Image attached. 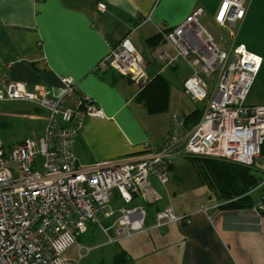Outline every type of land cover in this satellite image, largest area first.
<instances>
[{
  "label": "built area",
  "instance_id": "1",
  "mask_svg": "<svg viewBox=\"0 0 264 264\" xmlns=\"http://www.w3.org/2000/svg\"><path fill=\"white\" fill-rule=\"evenodd\" d=\"M97 9L104 11L105 5L99 3ZM245 14L246 0H223L214 24L227 30ZM203 15L197 8L177 27L160 30L168 50L155 47L154 53L166 65L177 59L185 62L191 75L183 82L184 92L197 103L208 102L199 122L183 135L179 134L182 119L173 117L169 136L156 145L147 144L144 156L86 167L78 163L73 143L84 120L103 118L104 113L84 94H78V102L72 105L77 89L71 78H61L63 91L56 99L19 83L0 89V102H27L46 112L43 132L35 143L24 140L10 149L0 144V264H79L85 257L81 251L88 254L91 248L79 247L77 261L65 253L90 224L99 225L108 237L106 244L146 232V210L130 204L150 178L162 186L168 183L174 156L213 157L246 167L260 160L264 105L246 102L261 58L243 45L219 41L200 24ZM149 20L147 16L142 23ZM108 70L139 88L149 79L128 36L95 67L97 74ZM115 197L124 206L114 207ZM102 221L111 223L104 228ZM154 221L152 229L188 223L170 205L157 211ZM110 230L114 237L108 235Z\"/></svg>",
  "mask_w": 264,
  "mask_h": 264
},
{
  "label": "crops",
  "instance_id": "2",
  "mask_svg": "<svg viewBox=\"0 0 264 264\" xmlns=\"http://www.w3.org/2000/svg\"><path fill=\"white\" fill-rule=\"evenodd\" d=\"M222 1L0 0V89L9 83H19L37 94L56 99L63 91L61 78H71L77 89L72 105L78 102V94H84L104 113L103 118L84 120L73 143L78 163L86 167L144 156L147 144L156 145L167 137L171 119L176 117L172 109L179 104L184 95L183 82L191 75L180 59L172 65L157 60L155 47L163 48L166 44L159 41L152 47L148 40L159 36L160 30L177 27L197 8L204 12L201 18H208L214 24ZM99 3L105 5L104 11L97 9ZM147 16L150 20L142 23ZM227 29L233 32L226 42L243 45L261 58L247 104L264 105V0H246L244 19ZM126 36L142 57L148 78L161 75L169 84L168 108L163 113L149 114L137 100L139 86L127 77L112 70L103 74L95 72L98 62ZM10 103L0 102L6 105V112L11 111ZM204 107L200 109L202 112ZM36 108L32 111L38 116L33 112L20 113L23 117L29 115L30 119L39 118V138L46 112L41 109L36 112ZM194 110L185 109L181 119ZM154 183L159 185L150 178L130 204V207H143L147 213L148 230L140 237L148 235L150 244L141 245L142 253L146 251L149 257L162 261L161 264H264V218L257 210L261 204L257 209L189 213L197 206L213 204L206 194L193 208L177 207L178 215L187 217L188 223L152 229L154 214L167 206L170 198L168 192L165 198L159 195ZM173 195L175 198L176 193ZM116 197L112 202L114 207L118 203ZM158 250L174 253L165 260L162 255L156 256Z\"/></svg>",
  "mask_w": 264,
  "mask_h": 264
},
{
  "label": "rangeland",
  "instance_id": "3",
  "mask_svg": "<svg viewBox=\"0 0 264 264\" xmlns=\"http://www.w3.org/2000/svg\"><path fill=\"white\" fill-rule=\"evenodd\" d=\"M200 24L208 30L212 35L216 36L219 41L224 42L227 40V36L231 35L233 32L231 30H220L218 29L210 19L208 18H200ZM163 49L168 50V47L163 45ZM186 72L189 74V69H186ZM207 84H210L208 78H204ZM184 92V90H183ZM210 95L208 96V99ZM208 101L204 103H197L192 100L185 92L184 95H181L179 104L175 106L172 111L174 116L181 118L183 111L186 109H203L204 105ZM247 103V102H246ZM249 105V104H248ZM11 111L6 112V105L0 104V122L4 123L0 126V144L4 146H8L9 144H17L21 141L27 140L35 143L40 130L41 123L39 122V118L30 119L28 116H21L22 113H31L34 105L26 102H12L10 103ZM177 107V108H176ZM14 112H17L20 116H17ZM41 113H45L42 111ZM33 114L37 113L33 112ZM42 129V128H41ZM41 132V131H40ZM250 172L255 176L257 181V187L251 192V199L255 205L261 204V193L264 192V157H261L259 161H256L254 165L250 166ZM169 181L165 186H160L154 183V189L157 193L163 194L165 198L166 192H168L170 198L168 205H170L175 214L178 215L177 207L180 208H193L198 201L204 196L208 195L210 199V203L213 204H203L201 206H197L196 210H192L189 213H194L201 208L206 209L205 212H201L203 214H208L211 209H214L218 202L217 198L213 191H211L206 185L201 183L200 178L195 173L194 168L192 166L189 158L184 156H174L172 158V168L168 173ZM164 187V188H163ZM173 193H176V197H174ZM207 198V199H208ZM215 202V203H214ZM199 205V204H198ZM124 206L122 203L118 202L117 207ZM264 211V210H263ZM210 214V213H209ZM179 216V215H178ZM102 226L107 228L110 225V221H102ZM108 235L110 237H114L113 230H110ZM141 234H137L132 236L131 238H125L118 240L117 243L106 244L108 237L104 234L103 230L97 224L88 225L87 232L81 237L77 238V243L74 244L66 253V257L70 258L74 261L78 259V248L86 247L91 248L92 251L86 254L85 250L81 251V254H84L85 257L79 262V264H112L113 257L116 253L121 250L131 251L129 253V262L127 264H161L160 260L154 259L153 257H149L146 251L141 250V245H149V238L147 236H141ZM174 252L158 250L156 252V256H160L165 260H168L169 256Z\"/></svg>",
  "mask_w": 264,
  "mask_h": 264
},
{
  "label": "trees",
  "instance_id": "4",
  "mask_svg": "<svg viewBox=\"0 0 264 264\" xmlns=\"http://www.w3.org/2000/svg\"><path fill=\"white\" fill-rule=\"evenodd\" d=\"M159 41H161V38L157 36L149 39L148 43L153 47L157 46ZM137 100L144 104L149 114L154 115L165 112L168 108L169 101L168 82L161 75H156L152 79L149 78L147 83L140 87ZM39 110L36 108V112ZM201 115L202 110L196 109L190 114L183 116V126L181 127L179 134L183 135L190 130L191 127L196 125L199 122ZM2 124L5 125L0 122V126H2ZM170 132L171 127L167 137ZM13 146L6 147L3 145V148L10 149ZM186 157L191 161L194 171L200 178L201 182L215 194L217 201H219L218 209H257V205H255L251 199V192L257 187V181L255 176L250 172V167L213 157ZM261 157H264V145L261 148ZM171 167L172 163L169 167V171L171 170ZM263 194L264 192L260 195L262 200L261 206H264V199L262 198ZM257 210L264 218V211L262 209ZM127 262H129V255H127L124 250H121L114 255L112 264H126Z\"/></svg>",
  "mask_w": 264,
  "mask_h": 264
},
{
  "label": "snow or ice",
  "instance_id": "5",
  "mask_svg": "<svg viewBox=\"0 0 264 264\" xmlns=\"http://www.w3.org/2000/svg\"><path fill=\"white\" fill-rule=\"evenodd\" d=\"M225 8H227V4H225Z\"/></svg>",
  "mask_w": 264,
  "mask_h": 264
}]
</instances>
